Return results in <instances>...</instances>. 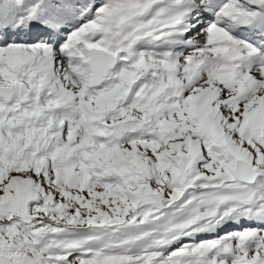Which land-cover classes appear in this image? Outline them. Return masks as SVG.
Masks as SVG:
<instances>
[{
  "label": "snow or ice",
  "instance_id": "obj_1",
  "mask_svg": "<svg viewBox=\"0 0 264 264\" xmlns=\"http://www.w3.org/2000/svg\"><path fill=\"white\" fill-rule=\"evenodd\" d=\"M0 264H264V0H0Z\"/></svg>",
  "mask_w": 264,
  "mask_h": 264
}]
</instances>
